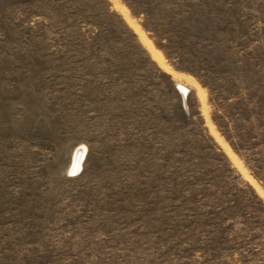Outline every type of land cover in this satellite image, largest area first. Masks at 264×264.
<instances>
[{"label":"rangeland","instance_id":"374dc122","mask_svg":"<svg viewBox=\"0 0 264 264\" xmlns=\"http://www.w3.org/2000/svg\"><path fill=\"white\" fill-rule=\"evenodd\" d=\"M0 264H264V0H0Z\"/></svg>","mask_w":264,"mask_h":264},{"label":"bare ground","instance_id":"6f19581e","mask_svg":"<svg viewBox=\"0 0 264 264\" xmlns=\"http://www.w3.org/2000/svg\"><path fill=\"white\" fill-rule=\"evenodd\" d=\"M125 17L129 21V23L131 24V26L136 30V32L138 33V35H139L141 41L143 42V44L153 53V56L155 57V59L159 60L163 65H166L165 64V61H164L165 58H163V56L160 53V51H158L153 46V43L147 37V35L143 32V30L138 25H136L134 23V21L129 17V15L127 13H125ZM179 87L182 90V92L187 96V94L189 93L188 88L185 87L184 85H179ZM211 130H212L213 134L218 138V140L222 143V145L225 147V149L228 151V153L233 157V159H235V161L242 166V163L239 161L238 157L233 153V151L231 150L230 146H228L227 143L224 142L221 139V137L219 136V134L215 131L213 125H211ZM80 152L81 151L78 150L76 152V154H75L74 163H73V166H72V171L75 170V169L80 170V167H81L80 165H81V162H82V159H83V156H84V154H82Z\"/></svg>","mask_w":264,"mask_h":264}]
</instances>
